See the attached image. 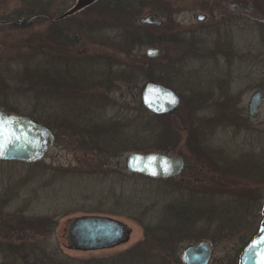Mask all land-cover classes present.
Wrapping results in <instances>:
<instances>
[{
    "label": "rangeland",
    "instance_id": "rangeland-1",
    "mask_svg": "<svg viewBox=\"0 0 264 264\" xmlns=\"http://www.w3.org/2000/svg\"><path fill=\"white\" fill-rule=\"evenodd\" d=\"M205 1L135 2L134 10H143L139 24L151 13L164 21L141 25L161 27L155 33L166 43L151 46L162 48L167 58L154 66L161 70L172 62L166 80L183 98L176 115L155 121L137 112L146 81L129 87L118 78L99 83L93 69L102 66L104 76L111 69L109 48L98 44L108 20L83 10L62 23L45 15L33 19V0H0V109L33 115L61 132L38 162L0 160V222L12 220L17 229L11 235L36 240V264H105L97 260L110 262L141 240L153 243L151 258L138 250L128 264H183L178 250L204 238L218 240L212 264H239L245 239L264 219V103L257 117L248 110L254 94L264 92V12L253 0H216L226 4L213 11L202 9ZM41 2H50L46 12L58 17L76 0ZM199 14L206 19L199 21ZM67 69L81 79L94 71L96 83L88 89L97 95L93 108L99 104L100 110L93 112L84 101L82 83L74 87L78 100L69 89H54V71L62 75ZM241 109L244 115L229 116ZM134 117L143 123L135 124ZM69 124L75 129L69 131ZM164 147L192 163L199 149L204 158L196 162L203 165L192 171L190 164L183 173L185 165L183 174L169 181L128 169L129 154L166 152ZM85 214L124 221L133 230L130 241L97 251L68 248V222ZM11 242H0V264H16L13 255L23 253L17 239ZM40 242L55 261L53 255L41 256ZM4 253L11 257L4 260Z\"/></svg>",
    "mask_w": 264,
    "mask_h": 264
},
{
    "label": "water",
    "instance_id": "water-1",
    "mask_svg": "<svg viewBox=\"0 0 264 264\" xmlns=\"http://www.w3.org/2000/svg\"><path fill=\"white\" fill-rule=\"evenodd\" d=\"M98 0H76L75 5L56 19L73 15ZM206 19L199 14L198 20ZM141 24L162 25L163 20L157 13L140 18ZM146 54L149 58H159L163 50L149 46ZM125 94L121 93V98ZM141 100L144 107L154 115L174 113L181 105L180 94L172 87L157 80H147L143 86ZM264 103V92L254 94L249 110L253 117L258 115ZM0 160L36 162L45 158L56 141L55 133L49 127L36 122L29 116L18 115L0 109ZM184 159L162 151H136L128 155L127 167L131 172L151 178L177 176L184 169ZM264 213V209H263ZM132 228L122 220L98 214H85L69 220L67 228L68 248L77 251H97L115 248L130 241ZM212 251L211 242L204 241L190 246L184 254L187 264H208ZM240 264H264V219L258 234L244 250Z\"/></svg>",
    "mask_w": 264,
    "mask_h": 264
},
{
    "label": "trees",
    "instance_id": "trees-1",
    "mask_svg": "<svg viewBox=\"0 0 264 264\" xmlns=\"http://www.w3.org/2000/svg\"><path fill=\"white\" fill-rule=\"evenodd\" d=\"M41 1L42 0H33V2H36V5L35 7L33 6L32 9L30 10L31 17H33V19L38 18L41 15H45L47 18L56 17L53 14H50V12L49 13L46 12L47 8H50V2L44 4V2H41ZM173 1H176V0H173ZM224 1L220 2L222 6H225L226 4ZM135 2H138V0H98L93 5L83 9L84 12H93L96 15L102 16L104 20H108V23H109V25L106 28L103 27V29H101L102 38L101 40H99L98 44L102 45V47L106 46V48L107 47L109 48V55H110V59L112 60L110 63H108L109 68H111V69H108L110 72H108L106 76L102 75L104 72L100 74V71L102 70V66L99 68H97L98 66H96L93 70L97 71L98 78L102 79V80H99V83H101L103 80H107L110 84L113 78H118L121 81L124 80V84H127L129 87V86H133L134 84L135 85L137 84L139 86L141 82L153 79V80L162 82L168 86H172L171 82L169 80H166L167 73L170 69V65H172L171 64L172 62H167L168 64H166V67H162L161 70H159L158 68L155 69V66H154L156 63H158L157 61L159 60L164 61L167 58V53L163 54L162 57L157 60L150 59L146 54L143 53V49L148 45L150 46L157 45V46L162 47L166 43V40L163 39L162 36L160 35L158 36L155 33V31L159 30L161 27L160 26H146V25L139 24L138 17H140V15L143 14V10H140L142 8L138 10L137 9L134 10L135 4H136ZM253 2L257 4L258 7L260 8L263 7L262 11L264 12V0H253ZM203 3L204 4H202L201 6L203 10L213 11L215 9L222 8V6L218 4H217L218 7H216L217 6L216 0H209L208 2L205 1ZM79 12H76L75 15ZM225 12H227V14L233 13V12H230V10L225 11ZM59 22L62 23L63 21L61 20ZM24 24H26L25 21L20 22V25H24ZM80 28L81 27L79 26V29ZM87 30H88V26H86V31ZM107 30H111V31H107ZM62 55L64 54L61 53V56ZM56 59L61 60V61L63 60V58H61L59 55L57 56ZM112 68L117 69V71L116 70L113 71ZM160 71H161L163 78L160 76ZM60 72L61 71H58V70L54 71V73H57V74H55L56 77H53V81H52L54 85V89H57V92H62V90L64 92V90L69 89V94L71 95V97L74 96L78 100L80 97L77 96V92L74 91V87L79 88V86L82 83L83 84L82 88L84 92L81 96L85 99L84 101L88 103L90 106H92L93 112L100 110L99 108L101 107L99 106V104H96V106H94L93 108L92 102L94 100V97H96L97 95L89 93V89H88L92 81L93 83H96V75L94 79L91 75V74H94V71L90 69L91 74L89 73V71L88 73L86 72L82 76V79L80 78V76L79 78H76L75 76H73L72 72L68 71V69L64 71L62 75H60ZM65 73L67 74L65 75ZM60 80L62 81V84L65 85L64 88L62 86L61 88H58L57 83ZM262 88H264V84H262ZM138 91H139L138 95H140L142 89L139 88ZM95 92L98 93V91H95ZM181 106H183V98H182ZM8 110L10 111H7V112H10V113L17 112V110L15 111L13 108H9ZM178 110L174 112L173 114H169L167 116H157V115L150 113L144 107L142 101L140 100V105H139V108L137 109V112L138 113L140 112L141 114H143L144 118H151L156 121V120H159L165 117L174 116L178 113ZM240 111H236V110L235 112L231 111L229 116L232 115L233 117L232 119L235 120L238 118V114L244 115V112L242 111V109ZM30 116H31L30 118H32L36 122L43 123V124L45 123L37 119L33 115H30ZM133 119H135V117ZM62 120L64 119L62 118ZM150 121L149 123H151ZM141 123L143 122H139L138 118L135 119V124L141 125ZM45 125L48 126L50 129H52L53 131H55L56 138L61 137V132L56 131L54 129L55 128L54 126H52L49 123H45ZM69 125H70L69 131H71V128H74V125L72 124H69ZM148 125L149 124L147 123V126ZM163 149L168 153L175 152L177 150L176 148H175L176 150H174V148L172 149L169 147H164ZM197 150H198V154L200 155L201 150L199 149ZM199 155H196L195 162L193 163L191 162L192 160L189 161L188 159L190 158L189 156L188 157L185 156L186 168L183 173L187 171V168L190 167V164L192 166V171L196 170L198 167L203 165V164H199L198 163L199 161L196 162V159L198 157H203V155L202 156L201 155L199 156ZM165 180L169 181V180H172V178L165 179ZM185 182L187 183V181ZM262 198H264V196H262ZM186 205H189L188 207H190L189 203H186ZM186 209H187V206H186ZM191 209L192 208H190V210ZM153 249H154V245L152 242L150 243L149 241H145V242L142 241V242L135 244L134 247L120 251L119 253H117L115 256L111 258L110 262H107L104 259L97 260V261L103 262L105 264H108V263L128 264V260L131 259L134 255L138 254L139 252L138 250H142V253L146 250L148 254L149 251ZM52 255L48 254V256H52ZM136 257L137 255L135 256V258ZM55 260L56 258L54 257L52 261H55Z\"/></svg>",
    "mask_w": 264,
    "mask_h": 264
},
{
    "label": "flooded vegetation",
    "instance_id": "flooded-vegetation-1",
    "mask_svg": "<svg viewBox=\"0 0 264 264\" xmlns=\"http://www.w3.org/2000/svg\"><path fill=\"white\" fill-rule=\"evenodd\" d=\"M74 15L67 16V17H65L63 19H60V20L55 19V17H50V18L53 19V20H55V21H61V20H64V19L73 17ZM164 116H167V115H164ZM178 176H180V175H177V176H174V177H170V178H178ZM160 179L164 180V179H168V178H160ZM13 229L14 230L17 229L16 225L14 224V221L8 220L6 218L5 219L4 218L1 219V222H0V242H2V243L7 242L6 244L12 245V242H11L12 240L17 239V241H19V243H20L21 237H22L23 238L22 239L23 241L17 246V248L21 249L20 251L23 252V253H17L15 255H13V258L12 259H13L14 263H16V264H36V262H37L36 255L38 253V250H37V247H36V244H35L36 243V240L35 239H31L29 236H27V238L29 237V239H27L24 236L25 234L24 235H20L19 233H13L12 232L13 235H11V233H9V232L12 231ZM259 229H260V226L256 228L255 232H253L249 237H247L245 239V246L243 247V249H242V251L240 253V256H239V264L241 262V257H242L243 251L251 243V241L254 239V237L258 234ZM24 230H26L25 233L28 232V233L31 234L30 229H24ZM229 231L231 232V235H230L231 237H229V238L234 239L237 236V233H236L235 229L232 228ZM167 238H168V236L166 237V239ZM66 239H67V229H66ZM157 239L163 241L164 240V237H162V236L161 237H158L157 236ZM238 239L241 240L242 237L241 238H238ZM142 241L145 242V240H141L140 242H142ZM204 241L211 242V244H212L211 257H210V260L208 262V264H212L213 256H214V250H215V247L217 246V243H218V240L216 238H204L203 240H200L199 242L192 243V244L188 245L185 248V250L183 251V253H180L179 250H178V254H176L177 260L181 261L183 264H187L184 261L185 251L190 246H196V245H198V244H200L201 242H204ZM22 244H24V245H22ZM40 245H41V248H40L39 252H40L41 256H44L47 259L49 252L41 244V242H40ZM66 246L68 247V244ZM3 250H5V249H3ZM3 255L5 256L4 260H6L7 258H10L11 257V256H7V253L6 254L4 253ZM147 256L149 258H151V256L149 255V253L147 254ZM45 261H47V260H45ZM63 263H65V261H63Z\"/></svg>",
    "mask_w": 264,
    "mask_h": 264
},
{
    "label": "snow or ice",
    "instance_id": "snow-or-ice-1",
    "mask_svg": "<svg viewBox=\"0 0 264 264\" xmlns=\"http://www.w3.org/2000/svg\"><path fill=\"white\" fill-rule=\"evenodd\" d=\"M0 123H2V121H0ZM0 136H3V131H2V129H0Z\"/></svg>",
    "mask_w": 264,
    "mask_h": 264
}]
</instances>
